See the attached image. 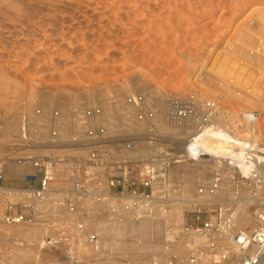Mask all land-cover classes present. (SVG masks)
Listing matches in <instances>:
<instances>
[{
  "label": "rangeland",
  "instance_id": "1",
  "mask_svg": "<svg viewBox=\"0 0 264 264\" xmlns=\"http://www.w3.org/2000/svg\"><path fill=\"white\" fill-rule=\"evenodd\" d=\"M130 95L144 97L141 109L128 104ZM177 99L193 102L192 130L210 120L211 103L214 126L264 143V0H0V115L6 121L0 160L17 156L14 135L20 113L30 116L41 108L48 117L60 111L57 142L65 153L87 158L78 141L87 126L106 125L101 120L106 115L114 123L106 125L108 136L118 137L113 158L118 175L135 174L152 160L168 161V177L156 187L155 203L147 212L132 214L121 200L113 208L102 199L80 202L75 214L55 206L49 220L37 224L8 225L0 213V264H66L61 248L45 242L59 233L78 238L88 264L189 261L206 253L204 239H196L201 251L193 250V237L184 229L196 211L225 222L234 214L236 229L253 231L264 203L252 197L253 182L240 167L228 155L191 152L189 144L183 145L190 129L178 136L183 141L178 154L169 134L157 130L158 123L173 124ZM93 104L106 107L105 114L88 121L84 111ZM121 109L126 115L119 120ZM139 110L153 111L155 117L138 122ZM246 113H254L256 121ZM48 117L44 140L53 127ZM128 142L133 147L120 152ZM138 143L143 152L132 151ZM185 172L192 176L186 179ZM15 173L9 185L17 184ZM144 214L159 224L151 240L129 225ZM80 218H85L82 233L76 230ZM12 226L39 232L30 240L9 234ZM89 233L98 236L99 249L87 243Z\"/></svg>",
  "mask_w": 264,
  "mask_h": 264
},
{
  "label": "built area",
  "instance_id": "2",
  "mask_svg": "<svg viewBox=\"0 0 264 264\" xmlns=\"http://www.w3.org/2000/svg\"><path fill=\"white\" fill-rule=\"evenodd\" d=\"M144 101L142 95L127 98L128 104L138 109L143 107ZM173 105L174 116L183 119L193 115V102L190 99H177ZM209 106L212 113L213 105L210 103ZM105 110L106 107L93 104L85 109L84 116L88 121H93ZM33 113L30 116L25 112L19 115V126L14 135L17 156L0 160V213L5 224H37L49 220V211L58 210L55 206L75 214L80 211L78 204L85 200L106 199L113 204V208H117L118 205L114 204L119 199L125 211L135 214L151 210L155 203L156 187L168 177V161L159 164L152 160L135 174L124 171V174L118 175V161L113 160L118 154V137H109L106 125L91 124L83 132L82 142L78 141V144L86 150L87 158L84 159L78 154L65 153L67 149L57 142L59 130L62 129L60 124H63L59 110L55 109L49 117L41 108H36ZM136 116L138 122H149L155 117L153 111L146 110H139ZM46 117L52 119L53 127L44 140L41 137ZM5 128L6 121L0 115V132ZM133 144L128 142L123 145L120 152L126 150L125 154ZM246 151L250 153L248 159L257 160L259 165L264 163V143L256 141L253 146L246 147ZM15 171L17 184L9 185L7 181ZM251 176L245 175V178H255L258 183L251 191L252 197L264 203V174L253 171ZM50 201H54V206L50 205ZM83 211L87 214V211ZM78 220L76 230L82 233L85 218ZM192 220L191 224L184 226L185 232L193 237L190 247L201 251L202 245H198L196 239L206 238V253L193 255L189 261L173 260L166 264H232L235 254L224 247L220 248L219 240L231 234L233 217L225 222L205 218L201 211H196ZM231 235L235 246L245 254L242 264H264V209L258 212L253 231H236ZM86 241L93 249H99L100 240L95 233L87 234ZM45 242L48 246L61 248L66 264H88L80 253L78 238L59 233L45 238Z\"/></svg>",
  "mask_w": 264,
  "mask_h": 264
},
{
  "label": "bare ground",
  "instance_id": "3",
  "mask_svg": "<svg viewBox=\"0 0 264 264\" xmlns=\"http://www.w3.org/2000/svg\"><path fill=\"white\" fill-rule=\"evenodd\" d=\"M104 114L105 113H103V115ZM118 115H119L118 116V119L121 120L122 117H125L126 113H124V110L121 109V111H120V113ZM100 116L102 117V115H100ZM100 116H98V117L100 118ZM245 117L247 119L253 120V121H256V119H257V117L254 116L252 113H246L245 114ZM183 119H184V122H182L181 125H180L178 123V120H180V118L176 115V116L173 117V120H172L173 121V124L158 123L157 124V127L155 126L159 132H162V133L163 132H167V134H169L168 135L169 136V140H172V143H175L177 145V150L178 151L176 152V154L182 152V145H180V143H182L183 141L182 142L179 141L180 138L178 136L182 135V130L183 129H186V130L187 129H190V130H192L191 128L193 127L192 126L193 125L192 123L194 122L193 121L194 120L193 115L192 116H188V117L183 118ZM199 119L200 118H198L196 120L199 121ZM101 120H102V123H105L107 126L112 125L114 127V123H110V122L107 121L108 120V117H106V115H104V118H102ZM186 122H188L189 126H188V124H186ZM213 124H214V119H213L212 116H210V120L207 123H205L203 121L202 122H199V125L195 129L193 128L194 130L190 131V138H189V140L186 143L184 142L185 144H183V145L189 144V149L191 150V152H193L196 149H197V151H202L203 150L205 152H208V153H202V155L209 154V153L212 154V155H215V156H217V155L218 156L219 155L220 156L221 155H228L229 157L232 158L233 163H235V165H237V166L240 167L241 172L244 175L251 176L253 171H259V172H262L264 174V163H260V165H259L258 162H257V160H255V159L254 160L248 159V155L250 153L248 151H246V147L249 148V147L253 146L254 144H256L255 143V140L256 139L254 138L255 136L252 135L250 137L248 136V137H244V138L237 137L232 132H230L226 127L224 128L223 126H220V125L214 126ZM252 125H254V124H252ZM252 125L250 126L251 131L253 129V126ZM56 126H58V125H56ZM152 126H154V125H152ZM153 129H154V127H153ZM0 133L5 134L4 130L1 131ZM167 134H166V136H167ZM192 138H193V140L190 142V139H192ZM240 138H242V139H240ZM141 147L142 146L139 145V143H138V145H136L135 149H133L132 151L133 152H136V153L143 152L144 150L141 149ZM127 154H130V152L127 153ZM202 155L200 154L199 156H202ZM182 166H183V164H182ZM190 176H192V174H190V175L187 174L185 176V178L188 179V178H190ZM250 181L253 182L251 184L252 185L251 188H255L257 186L256 185L257 184L256 183L257 180L255 178H251ZM183 191L184 192L187 191V188L185 187ZM235 201H237V200L235 199ZM239 205H237V206H239ZM236 208H238V207H236ZM242 208L240 207L241 210H242ZM241 210H239V212ZM232 216H233V226H232V230L230 231L231 234L235 233L236 231H242L244 233H247V231L240 230L239 228L236 229L235 216H234V214ZM138 219L139 220H137V221H130V224H129L130 227L132 226L133 229L142 231V233L146 237V239H149V240L152 239L151 238L152 236L155 237V234L157 235V233L155 231H156V228L159 226V224H158L157 221H155L154 218H152L151 215H148V214L145 215L144 214V215H142ZM239 219H241V217H239ZM17 225H20V224H17ZM101 228L103 229L101 231V233L102 234L104 233L103 235H105L106 232H107L106 231V228H104V227H101ZM7 231L9 232V234L10 233H13V232H17V233H19L21 235L24 234L30 240L32 239V237H34V235L38 234V232H39V231L38 232H35L36 230L35 231H29V230H27V228H21V227H16V226L10 227ZM231 234L227 235L224 239H220L219 240L220 248L221 247H224V245L226 244V242L229 243L228 245H230V246L229 247H225V248H227L228 250H231V252L236 255L234 260L235 261L236 260H239V264H242L243 257H244L245 254L242 253V251H240L235 246ZM201 239H204V241L206 243V240H205L206 238H201ZM226 239H227V241H226ZM144 245L145 244H141L142 247H145ZM49 255H51V254H49ZM235 261H233L232 264Z\"/></svg>",
  "mask_w": 264,
  "mask_h": 264
}]
</instances>
